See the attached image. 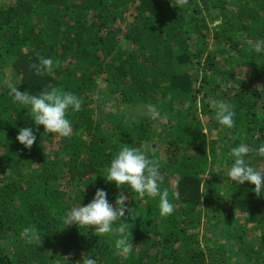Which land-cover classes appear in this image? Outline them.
Listing matches in <instances>:
<instances>
[{"label": "trees", "instance_id": "16d2710c", "mask_svg": "<svg viewBox=\"0 0 264 264\" xmlns=\"http://www.w3.org/2000/svg\"><path fill=\"white\" fill-rule=\"evenodd\" d=\"M258 42L264 0H0V264H264V191L227 179L241 143L253 149L246 162L264 171ZM40 56L53 59V72L36 73ZM13 83L78 95L73 134L34 125L30 106L11 98ZM212 99L232 105L234 127L219 124ZM24 127L37 138L30 148L16 139ZM145 144L171 215L160 214L159 197L103 177L120 149ZM97 188L114 207L127 197L114 231L65 226L66 212ZM27 226L38 245L23 237ZM125 237L134 244L127 259L116 249Z\"/></svg>", "mask_w": 264, "mask_h": 264}, {"label": "clouds", "instance_id": "9594fccd", "mask_svg": "<svg viewBox=\"0 0 264 264\" xmlns=\"http://www.w3.org/2000/svg\"><path fill=\"white\" fill-rule=\"evenodd\" d=\"M181 4L187 0H179ZM254 51L258 54L264 52V42L254 45ZM38 75L51 73L54 70L52 58L39 57V63L32 66ZM19 83H13L9 89L10 96L14 102L25 107L30 106L34 125H43L45 132L53 133L60 137L68 138L73 134V125L68 118L69 109L72 112H79L82 107V99L73 92L59 91L55 88L42 91L33 95L28 91H19ZM215 110V118L222 126L231 129L235 125V111L231 104L224 100L212 99L210 101ZM148 114L154 119H160L156 106L147 105ZM17 141L25 148H30L36 142V136L32 128L24 127L18 130ZM153 150L147 144L140 146H125L115 153L108 165L107 175L103 176L106 181L114 182L120 188L124 187L131 192L138 194L140 198L151 196L159 197V208L162 216L171 215L174 212V205L168 199V191H161V174L159 165L150 158L149 153ZM233 163L227 171V179L230 183L244 184L250 182L255 185L254 191H264V171L254 169L247 162L245 157L251 149L246 143H241L231 148ZM259 157L264 158V145L255 149ZM207 176V175H206ZM116 198L115 207L109 203L107 192L97 188L91 201L81 206L79 203L68 210L64 215L65 226L76 225L81 227L95 226L94 232L101 235L114 231V226L122 221L126 214L125 201L127 197L120 194ZM81 200V199H80ZM124 231L123 227L118 229ZM23 237L28 243L41 242L38 229L34 226H27L23 229ZM118 254L127 259L134 251V244L127 240V237L116 242ZM84 264H96L93 258H84Z\"/></svg>", "mask_w": 264, "mask_h": 264}, {"label": "rangeland", "instance_id": "374dc122", "mask_svg": "<svg viewBox=\"0 0 264 264\" xmlns=\"http://www.w3.org/2000/svg\"><path fill=\"white\" fill-rule=\"evenodd\" d=\"M124 46L127 47V46H129V45L126 43V44H124ZM77 133H78V132H75V134H77ZM223 167H224V165H219L218 169H219V170H222ZM65 188H69V185L66 184V185H65ZM203 225H205V224H203ZM200 243L202 244L203 247L205 246V242H204L203 239H201Z\"/></svg>", "mask_w": 264, "mask_h": 264}]
</instances>
